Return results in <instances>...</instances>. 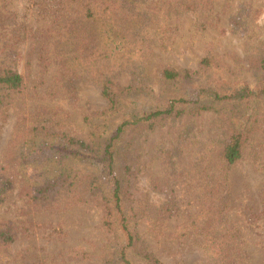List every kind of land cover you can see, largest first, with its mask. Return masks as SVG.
I'll list each match as a JSON object with an SVG mask.
<instances>
[{"label":"rangeland","instance_id":"374dc122","mask_svg":"<svg viewBox=\"0 0 264 264\" xmlns=\"http://www.w3.org/2000/svg\"><path fill=\"white\" fill-rule=\"evenodd\" d=\"M114 1L107 20L57 17L53 0H0V67L24 78L0 109V175L13 181L0 203V224L15 233L0 247V264H104L103 251L109 256L114 247L101 227V206L89 196L84 177L97 173L89 161L75 163L81 175L53 204L33 199L41 169L22 156L35 128L98 147L127 113L191 93L195 80L165 82L162 72L196 71L207 56L224 79L255 82L251 64L264 55V0H186L185 7L182 0ZM105 78L137 88L117 113L107 112L101 96ZM203 104L211 109L118 141L117 169H129L128 192L144 212L139 232L163 264H209L199 229L210 222L209 209L219 208L218 229H236L247 264H264V129L241 160L223 166L218 155L227 124L237 126L244 110ZM64 199L73 205H57Z\"/></svg>","mask_w":264,"mask_h":264},{"label":"trees","instance_id":"16d2710c","mask_svg":"<svg viewBox=\"0 0 264 264\" xmlns=\"http://www.w3.org/2000/svg\"><path fill=\"white\" fill-rule=\"evenodd\" d=\"M56 16L67 13L75 18L92 19L103 15L110 19L115 12L114 0H53ZM183 7L186 0H182ZM187 6V5H186ZM109 7V8H108ZM110 28L109 25L106 29ZM110 32V29L108 30ZM255 82L251 86L245 81L230 82L223 78L215 59L207 56L196 71H178L165 68L161 78L165 82L196 81L195 89L184 96L170 99L163 107L138 113L130 112L114 128L104 144L94 147L90 143L71 137L65 133L49 132L45 128H35L32 132L35 142L31 144L23 160L34 163L41 169L39 182L34 191V200L53 204L81 175L75 167L79 161L92 163L97 173L85 175L91 200L102 209L101 227L115 241L110 255L103 251L104 264H163L144 243L138 222L144 215L140 204L128 192V173L117 169V143L128 132L150 130L168 119L179 118L184 113L193 116L211 109L210 100L229 104L244 110L242 121L236 126L227 124V139L218 155L223 166H230L242 159L246 147L256 132L264 129V55L252 62ZM24 78L17 71L0 67V109L5 105L11 92H19ZM137 88L133 85L121 86L110 79L100 82L101 96L107 102V112L117 113L123 108V99ZM209 105V106H208ZM189 111V112H188ZM30 164V163H29ZM206 170V168L204 169ZM225 185V175L222 176ZM214 182L207 185L213 186ZM221 184V183H220ZM13 186L10 177L0 175V203ZM207 186V187H208ZM220 186V185H218ZM72 206V199H64L57 205ZM210 222L199 229L201 241L209 264H247L236 229H218L221 210L209 209ZM218 216V218H217ZM15 233L10 225L0 224V247L13 242ZM108 239L107 243H110ZM108 246L105 249L107 251Z\"/></svg>","mask_w":264,"mask_h":264}]
</instances>
